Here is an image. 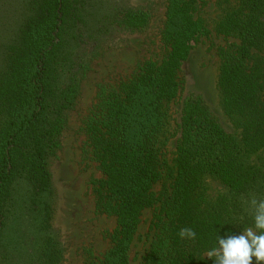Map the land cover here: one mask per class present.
Instances as JSON below:
<instances>
[{
  "label": "trees",
  "instance_id": "1",
  "mask_svg": "<svg viewBox=\"0 0 264 264\" xmlns=\"http://www.w3.org/2000/svg\"><path fill=\"white\" fill-rule=\"evenodd\" d=\"M207 3L167 0L158 57L96 84L78 130L101 173L90 181L95 209L116 226L103 253L83 248V264H130L147 209L151 233L140 264H214L205 253L218 236L253 226L250 200H264V0L217 3L213 30L226 44L216 87L234 131L201 93H183V65L212 32L200 15ZM150 18L146 5L113 0H0V264H62L52 164L68 112L92 62L116 38L147 29ZM173 101L179 118L168 136ZM209 180L222 189L212 192ZM16 211L36 218L40 235L29 252L9 248ZM183 229L196 238H181Z\"/></svg>",
  "mask_w": 264,
  "mask_h": 264
},
{
  "label": "rangeland",
  "instance_id": "2",
  "mask_svg": "<svg viewBox=\"0 0 264 264\" xmlns=\"http://www.w3.org/2000/svg\"><path fill=\"white\" fill-rule=\"evenodd\" d=\"M118 4L146 5L150 8L151 18L147 29L138 34H123L106 47L104 54L92 62L91 69L81 84V93L76 106L68 112V126L62 135V148L58 158L53 161L54 217L53 224L61 242L62 264H83V248L91 246L96 254L103 253L110 245L106 232L116 226L115 219L99 214L95 209L91 192V179L100 178L97 163L89 152L86 137L79 132L81 119L91 105L96 84L113 77L128 76L140 61L158 57L161 30L165 20L167 0H113ZM218 0H208L201 12L202 18L212 30L209 37L202 39L190 51L182 68L184 91L199 92L203 95L211 110L230 131L234 128L220 106L216 87L219 56L218 49L226 44V39L213 30L219 18ZM178 101L168 105V124L166 133L174 134L179 118ZM175 138H171L166 156H174ZM264 155H259L258 158ZM258 158L255 156V160ZM264 159V157H263ZM210 189L217 193L222 186L209 180ZM160 185L155 190L160 189ZM18 212V211H16ZM22 214V215H21ZM152 209L143 213V221L130 250V264H140L150 236L149 222ZM9 230V248L20 252H29L37 242L36 218L28 213L18 212L11 216ZM34 225V226H33Z\"/></svg>",
  "mask_w": 264,
  "mask_h": 264
},
{
  "label": "clouds",
  "instance_id": "3",
  "mask_svg": "<svg viewBox=\"0 0 264 264\" xmlns=\"http://www.w3.org/2000/svg\"><path fill=\"white\" fill-rule=\"evenodd\" d=\"M250 204L255 209L253 226L244 229L238 236H218L215 245L205 253L214 264H253V258L255 264H264V200L252 198ZM179 235L181 238H196L191 229H183Z\"/></svg>",
  "mask_w": 264,
  "mask_h": 264
}]
</instances>
